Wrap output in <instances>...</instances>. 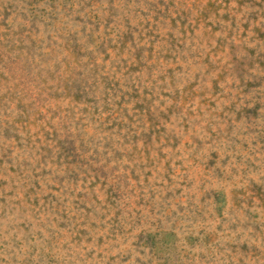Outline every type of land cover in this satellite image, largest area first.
Wrapping results in <instances>:
<instances>
[{
    "label": "rangeland",
    "instance_id": "obj_1",
    "mask_svg": "<svg viewBox=\"0 0 264 264\" xmlns=\"http://www.w3.org/2000/svg\"><path fill=\"white\" fill-rule=\"evenodd\" d=\"M0 264H264V0H0Z\"/></svg>",
    "mask_w": 264,
    "mask_h": 264
}]
</instances>
